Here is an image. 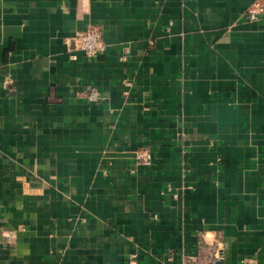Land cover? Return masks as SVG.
Wrapping results in <instances>:
<instances>
[{
	"label": "crops",
	"instance_id": "crops-1",
	"mask_svg": "<svg viewBox=\"0 0 264 264\" xmlns=\"http://www.w3.org/2000/svg\"><path fill=\"white\" fill-rule=\"evenodd\" d=\"M255 1L0 0V264H264Z\"/></svg>",
	"mask_w": 264,
	"mask_h": 264
},
{
	"label": "built area",
	"instance_id": "built-area-1",
	"mask_svg": "<svg viewBox=\"0 0 264 264\" xmlns=\"http://www.w3.org/2000/svg\"><path fill=\"white\" fill-rule=\"evenodd\" d=\"M247 16L251 21H257L261 16H264V0H256L253 2L247 11ZM73 41L76 49L82 51L89 59L99 56L106 48L96 29H90L78 34ZM85 96L90 102H96L101 99L99 91L93 87H88L86 89ZM151 162L152 155L148 151L141 150L137 153L138 165H149ZM216 260H221L220 253L216 254ZM184 264H194V262L187 259L184 261ZM212 264H216V262L213 261Z\"/></svg>",
	"mask_w": 264,
	"mask_h": 264
},
{
	"label": "water",
	"instance_id": "water-1",
	"mask_svg": "<svg viewBox=\"0 0 264 264\" xmlns=\"http://www.w3.org/2000/svg\"><path fill=\"white\" fill-rule=\"evenodd\" d=\"M216 264H221V261H217Z\"/></svg>",
	"mask_w": 264,
	"mask_h": 264
}]
</instances>
